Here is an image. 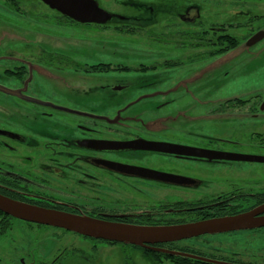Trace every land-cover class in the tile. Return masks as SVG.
<instances>
[{
    "label": "flooded vegetation",
    "instance_id": "af4514ba",
    "mask_svg": "<svg viewBox=\"0 0 264 264\" xmlns=\"http://www.w3.org/2000/svg\"><path fill=\"white\" fill-rule=\"evenodd\" d=\"M93 1V21H79L51 0H0V104L11 107L0 110V197L140 227L251 222L135 245L0 209V264H264V83L253 84L264 68L253 49L232 58L264 30V0H227L211 24L206 0ZM79 25L96 36L87 59L70 40L81 38ZM153 33L157 48L130 43ZM160 88L187 99L201 141L153 134L167 117L138 108Z\"/></svg>",
    "mask_w": 264,
    "mask_h": 264
},
{
    "label": "water",
    "instance_id": "95a60500",
    "mask_svg": "<svg viewBox=\"0 0 264 264\" xmlns=\"http://www.w3.org/2000/svg\"><path fill=\"white\" fill-rule=\"evenodd\" d=\"M45 1L49 2V0ZM51 1L52 7L58 9L62 13L74 19H79V21H93L94 13L96 11H99L96 3L93 0ZM263 37L264 30L256 32L246 41V46L254 45ZM240 48H236V51H238V49ZM98 142L106 144L108 143L107 141ZM110 142L119 146L118 143L114 141ZM139 143L142 144L141 148H149L161 151H175V145L171 144L148 142L145 146L144 141H139ZM137 147L140 148L139 145ZM0 209L16 217L25 218L36 222L56 224L68 229L79 230V232H83L91 236L101 237L109 240L122 241L135 245H142L144 243L155 242H171L197 235H202L205 233L221 232L228 229H238L246 227L247 223L251 222L250 216L239 215L226 218L205 219L196 222L171 226H130L97 221L91 218H83L72 215L53 213L45 209L15 203L3 197H0ZM165 252L169 255H181L187 258H198L196 256L180 252Z\"/></svg>",
    "mask_w": 264,
    "mask_h": 264
},
{
    "label": "rangeland",
    "instance_id": "374dc122",
    "mask_svg": "<svg viewBox=\"0 0 264 264\" xmlns=\"http://www.w3.org/2000/svg\"><path fill=\"white\" fill-rule=\"evenodd\" d=\"M225 1L227 0H206L205 18L207 19V24L209 23L211 24V23H214L215 21H218L220 19V16H219L221 13L220 10H226L229 8L228 5L223 4V2ZM253 1H256V0H253ZM216 14H217V18L214 17L216 16ZM93 29L94 28L92 26L84 27V26L79 25V37L81 38L70 39L73 41H78L77 46L79 48H82L79 50L83 52V53H79V59H87V54L84 53V47H86L85 42H87V40L92 41L93 39L94 40L96 39ZM239 30H241L240 31L241 36L245 35L248 31V29L246 28H241ZM111 35H112V38H115L116 36H118V35H113V34H110L109 36ZM247 35L248 34H246L243 38H239L240 42L244 41ZM148 36L149 37H146L143 39L131 38L130 43L136 46L146 45L152 48H157L158 46H160V42L156 38L152 39V37H158V36L160 37V35L157 36V35H154L153 33V34H149ZM246 41L240 43V45H238L237 48L241 47L246 51H248L249 49H253L254 52H257V53H254L253 56L257 59L258 61L257 63H259L260 69L264 68V38L262 40H259L252 46H246ZM66 45H69V43H67ZM236 50L237 49L233 50L232 58H235V56L239 57ZM89 78L87 79L88 84L96 83L93 76H90ZM258 81L259 83L254 82L253 84H259L260 86H263L264 70H261L260 74H258ZM83 89L85 90L87 88H83ZM160 89L158 90L162 91L163 94H158L150 102L143 101V99H141L140 101L142 102L140 103L139 108H138L140 110L153 114L154 116V118H152L153 120L154 119L157 120L156 118L158 117H167L166 121L165 120L161 121V124H164L161 128H160V121H157L155 123L156 127L152 126L156 131L153 134L154 135H165V138L168 141H172V142L194 143V142L201 141L202 140L201 136H199L198 134H195V132H197L198 130L195 128V124H194L195 120L191 118L192 117L191 115L192 107L188 105L189 103L187 99H179L176 94H173L172 92L167 93L165 88H160ZM127 95H128V98L131 96L129 92ZM185 96H188V95H184V97ZM135 97H130L129 100L135 99ZM163 99L172 100V102L168 103L167 105H163L161 107H154L155 104H159V102L162 101ZM7 109H11V107L0 104V110H7ZM81 120L82 119L80 118L79 121Z\"/></svg>",
    "mask_w": 264,
    "mask_h": 264
},
{
    "label": "trees",
    "instance_id": "16d2710c",
    "mask_svg": "<svg viewBox=\"0 0 264 264\" xmlns=\"http://www.w3.org/2000/svg\"><path fill=\"white\" fill-rule=\"evenodd\" d=\"M229 45H231V46H234V45H235V43H230Z\"/></svg>",
    "mask_w": 264,
    "mask_h": 264
}]
</instances>
